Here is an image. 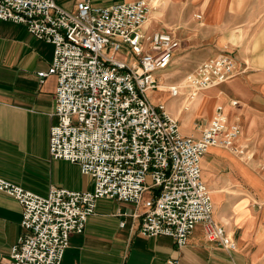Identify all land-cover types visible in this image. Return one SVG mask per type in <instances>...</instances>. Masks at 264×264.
<instances>
[{
	"label": "built area",
	"instance_id": "built-area-1",
	"mask_svg": "<svg viewBox=\"0 0 264 264\" xmlns=\"http://www.w3.org/2000/svg\"><path fill=\"white\" fill-rule=\"evenodd\" d=\"M161 4L135 0L98 6L76 0L69 11L56 0H0V21L24 25L54 46L49 71L39 73L42 82L57 77L52 159L78 165L94 181L90 191L52 187L41 196L0 178V193L22 206V233L8 264H62L70 236L84 233L102 199L143 206V237H169L184 248L202 224L210 242L237 249L234 235L213 218L202 159L213 147L252 159L250 146L239 144L241 125L231 123L219 105L199 138L186 137L166 106L147 96L167 92L178 98L186 89L182 109L187 111L201 92L237 75V60L222 53L188 75L182 87L161 89L157 74L171 67L181 47L175 32L149 33L145 27Z\"/></svg>",
	"mask_w": 264,
	"mask_h": 264
},
{
	"label": "crops",
	"instance_id": "crops-1",
	"mask_svg": "<svg viewBox=\"0 0 264 264\" xmlns=\"http://www.w3.org/2000/svg\"><path fill=\"white\" fill-rule=\"evenodd\" d=\"M187 1L168 0L165 8L170 3L171 7L162 8L158 16L164 19L163 26L152 27L172 31L193 22V56L179 57L176 63L191 60L194 72L204 62L229 53L244 72L201 92L187 111L180 102L172 113L180 120L182 135L199 138L217 106L223 105L229 121L241 125L239 144H264V0ZM53 58L52 44L33 37L24 25L0 21V178L41 196L52 187L74 192L94 188L93 179H87L78 165L54 160L49 152L51 128L57 122L53 115L57 77L49 75L42 82L39 73L49 71ZM179 72L181 79L184 73ZM178 82L164 83L161 89L182 87L184 82ZM186 92L182 90L180 97ZM232 101L239 106L233 107ZM202 170L212 192L213 218L234 235L235 251L210 242L202 224L184 248L169 237H143L139 232L143 206L102 199L84 233L70 236L62 264H264L261 172L220 147L203 157ZM21 221L20 203L0 193V264H8L22 233Z\"/></svg>",
	"mask_w": 264,
	"mask_h": 264
},
{
	"label": "rangeland",
	"instance_id": "rangeland-1",
	"mask_svg": "<svg viewBox=\"0 0 264 264\" xmlns=\"http://www.w3.org/2000/svg\"><path fill=\"white\" fill-rule=\"evenodd\" d=\"M56 1H57L58 5L61 6L62 8L69 10V11L73 10L75 0H56ZM131 1H135V0H110L109 2H106L105 0H92V3L94 5H98V6H104V5H110L112 3L131 2ZM185 2H188V1L185 0ZM167 3H168V0H162L161 7H159L158 9H156L155 11L152 12L151 16H152V18H155V19L150 20V22L148 21L147 29H148L149 33H154V32L158 31V30L155 31V29L152 28L153 26H156L158 24L163 26L164 19L158 20L159 19L158 16L160 15V12L162 13V10L165 8ZM179 4H182V3H179ZM171 5L172 4L170 3L168 5V7H166V8L171 7ZM182 7H184V6L182 5ZM156 13H158V14L156 15ZM198 16L201 18L200 15H198ZM192 23L193 22H191L185 26H180V27H175L174 29H170L176 33L177 37L179 38V40L181 42V47L174 57L172 66L168 70L157 74L158 78L161 79L162 84L171 83L172 81L178 82V80L180 79L179 78V75H180L179 71H182V73H184L183 74L184 76L181 77L182 80L181 79H180L181 81L179 80V82H181V83L185 82L188 75L193 73V69H192L193 61L188 60V63L187 62L176 63V59L179 57H186L187 56L190 59L193 56V38H191V37H193V25H190ZM243 70H244V68H242V67H241V69L239 68L237 75L235 77L240 76L244 72ZM183 85H184V83H183ZM167 87H169V86H167ZM147 96H148V99L153 104L163 103L166 106L167 110L172 115H174V113H172V112H175L177 109H179L181 107L180 102L183 103L182 100L184 98V97L170 98V96L167 92H163V93H161V92H149L147 94ZM183 113H184V111H183ZM246 142H248V141H246ZM246 142H244V143H246ZM248 143H250V142H248ZM248 143H246V144H248ZM253 147H254V149H253ZM227 150H229L231 153H233L230 149H227ZM250 153L253 155V158L250 160L245 158V157L238 156L237 154H235V155L237 157H239L246 164L255 168V170H257L258 172H261V175L264 177V144H262V143L256 144L255 143V145H253V146L250 145ZM86 177H87V179L90 178V177L88 178V176H86ZM147 184L148 185L151 184L150 179H148Z\"/></svg>",
	"mask_w": 264,
	"mask_h": 264
},
{
	"label": "bare ground",
	"instance_id": "bare-ground-1",
	"mask_svg": "<svg viewBox=\"0 0 264 264\" xmlns=\"http://www.w3.org/2000/svg\"><path fill=\"white\" fill-rule=\"evenodd\" d=\"M151 15H152V12H151L150 15H149V19H148L149 22H150V19L152 18ZM148 21H147V23H146V25H145L146 28H147ZM190 102H191V101H190ZM190 102H189V103H190ZM189 103H188V106L190 105ZM220 148H221V147H220Z\"/></svg>",
	"mask_w": 264,
	"mask_h": 264
}]
</instances>
